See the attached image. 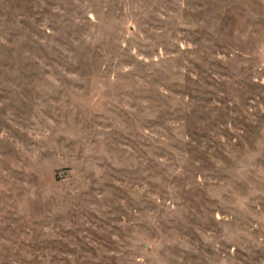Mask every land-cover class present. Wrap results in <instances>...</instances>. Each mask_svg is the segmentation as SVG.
I'll use <instances>...</instances> for the list:
<instances>
[{
  "label": "rangeland",
  "instance_id": "374dc122",
  "mask_svg": "<svg viewBox=\"0 0 264 264\" xmlns=\"http://www.w3.org/2000/svg\"><path fill=\"white\" fill-rule=\"evenodd\" d=\"M0 264H264V0H0Z\"/></svg>",
  "mask_w": 264,
  "mask_h": 264
}]
</instances>
